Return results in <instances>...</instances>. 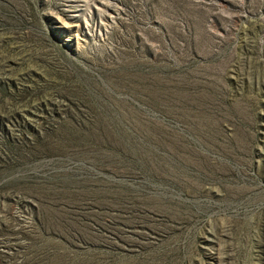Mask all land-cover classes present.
<instances>
[{
	"label": "rangeland",
	"instance_id": "1",
	"mask_svg": "<svg viewBox=\"0 0 264 264\" xmlns=\"http://www.w3.org/2000/svg\"><path fill=\"white\" fill-rule=\"evenodd\" d=\"M0 264H264V0H0Z\"/></svg>",
	"mask_w": 264,
	"mask_h": 264
}]
</instances>
